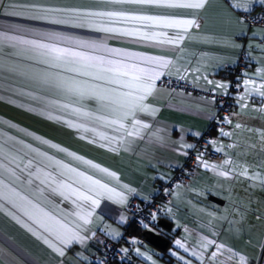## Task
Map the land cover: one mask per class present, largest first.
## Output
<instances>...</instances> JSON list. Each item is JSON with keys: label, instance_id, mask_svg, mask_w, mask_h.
I'll return each mask as SVG.
<instances>
[{"label": "crops", "instance_id": "crops-1", "mask_svg": "<svg viewBox=\"0 0 264 264\" xmlns=\"http://www.w3.org/2000/svg\"><path fill=\"white\" fill-rule=\"evenodd\" d=\"M32 3L49 6H93L92 0H0V25L15 24L22 28L49 27L42 21L7 15L8 12L14 10L13 6L18 9ZM263 6L255 3L250 6L248 12H244L240 8L232 9L230 0H208L206 6L195 13L198 26H193L189 30L179 48L132 37H109L104 41L109 48L119 49L134 56L164 57L170 60L172 63L165 71L170 72L171 75H164L160 80L165 77L180 79L179 76L183 75L182 80L201 88H210L215 94L230 93L235 101V107L227 116L231 122L225 123L223 127L218 128L215 125L218 108L214 97L173 89L158 80L157 86L160 91L149 97L147 101L157 109L155 116L142 117L150 125L149 129L144 132V138L137 139L131 151L123 148L111 151L108 147H101L99 140L96 143L89 142L92 139L91 133H85L63 122L48 119L46 115L41 114L39 105L34 104L31 111L27 106L20 107L22 98L13 96L6 90L9 85L23 86L20 78L14 77L7 81H0L3 85L0 87V125L10 122L15 124L16 128L6 127L2 130L47 152L49 156L92 175L102 183L116 188L117 191L121 190L120 185L122 184L136 189V193L129 195L128 203L133 197L141 201L155 197L162 185L170 179L174 170L184 163L187 154L195 150L199 140L216 126L209 141H215V144L210 143L213 150L216 147L223 148V151L218 152L222 159L221 162L205 161L210 164H222L225 159L232 161L231 164L221 169L228 171L229 174L219 176L216 172L201 165L192 182L180 187L175 185L171 191L170 201L164 206L163 215L171 223L169 234L174 236V241L180 239L187 247L194 248L197 245V236L207 237L244 255L247 264H250L255 260H249L250 252L247 247L241 245L240 240V235H244L243 231L248 230L247 221H234L233 209L237 208L242 211L245 205L241 206L238 201L260 193V180H252L240 175L243 168H248L249 176L255 173L264 177V137L261 136V131H264V110H262L264 109V97L256 93L246 95L244 85L245 80L255 81L256 84L264 83L262 79L264 77V26L250 25L244 18V14L257 13ZM146 12L148 14H174L189 18L193 15L192 10L147 9ZM71 31L86 36L103 35L82 29ZM242 53L246 56L245 67L235 75L236 79L234 77L232 79L229 73L237 67ZM258 69L261 70L259 74ZM5 75L11 76L7 73ZM234 79L239 83V90L230 92V85ZM217 82L227 84V90L217 88ZM241 96L244 99H240ZM65 118L70 119L71 117ZM31 120L37 121L34 124ZM37 123L49 132L45 131L48 133V138L35 132L38 128ZM237 124L240 125L239 128L236 127ZM48 127L56 129L60 137L63 135L65 140L51 136L52 132L50 133ZM156 129H160L158 135L165 137L166 143L149 139V133ZM21 130L31 135H24ZM98 130L110 136L119 135L111 128H99ZM221 130L228 132L229 135H221ZM194 133H199V135H194ZM82 136L85 138L82 139ZM36 137L49 141V144L42 145ZM57 140L62 144L56 142ZM172 141H183L193 147L179 148V144H173ZM52 144L59 145L68 152H73L107 168L116 173V177H108L82 162L75 161L66 152L52 148ZM249 190L252 194H249ZM212 197L218 202L212 201ZM227 198H230V202ZM52 199L59 202L62 209L68 207L66 203L61 202L59 196L52 197ZM99 199L100 206L95 209L92 225L95 236L83 245H72L64 257L59 256L43 242L40 236H47L43 229H40L38 225H32L27 217L16 212L10 205H5L4 209L0 210V264H87L102 252L103 237L119 241L128 225L125 213L127 203L125 205L115 204L105 196ZM227 203L229 212L225 207ZM9 211L15 212L22 221L35 228L37 234L34 235L23 227L22 223L13 219L8 214ZM121 215L126 218L123 222L120 220ZM113 230L119 232L120 235L107 234ZM124 244L126 243L118 245V256L123 259L124 264H152V261L156 264H180V260L177 256L171 255L170 250L190 259L192 264H200L195 257L177 248L174 242L171 248H166L165 259L171 258L170 262L162 257L165 250L155 251L144 244L136 243L135 246ZM122 249H128V252L125 253L121 251ZM137 249L146 255H151L152 261L137 255ZM214 250L210 247L205 253V264H208L207 256ZM77 253L82 255L77 256Z\"/></svg>", "mask_w": 264, "mask_h": 264}, {"label": "snow or ice", "instance_id": "snow-or-ice-1", "mask_svg": "<svg viewBox=\"0 0 264 264\" xmlns=\"http://www.w3.org/2000/svg\"><path fill=\"white\" fill-rule=\"evenodd\" d=\"M207 2L92 0V7L49 6L40 3L27 4L18 9L13 6L14 10L7 15L42 21L49 27L0 25V81L20 78L23 86L9 85L6 89L13 96L22 98L20 107L27 106L31 111L34 104L39 105L41 114L48 119L91 133L92 139L89 142L96 143L99 140L101 147H108L111 151L121 148L131 151L137 139H143L145 130L150 127L142 117L155 116L157 109L147 101L160 91L157 81L164 75H171L165 70L172 62L164 57L134 56L109 48L104 41L109 37H132L179 48L189 30L198 26L195 13L203 9ZM255 3L264 5V0H230V7L248 12ZM147 9L192 10L193 15L189 18L174 14H148ZM73 29L103 35L86 36L71 31ZM260 71L257 70L258 74ZM179 78L184 79V76L180 75ZM244 85L246 95L256 93L264 97V83L245 80ZM0 87L3 85L0 84ZM216 87L227 90V84L220 82L216 83ZM224 122L231 121L225 117ZM6 127L15 129L16 125L10 122L0 125V210L10 205L16 212L27 217L32 225H38L47 233V236L41 235L40 238L59 256L64 257L72 245H83L95 236L92 225L95 209L100 206L99 197L105 196L115 204L125 205L129 195L136 193V189L126 184L120 185L121 190L117 191L92 175L9 135L2 130ZM99 128H111L119 135L110 136L99 131ZM21 131L24 135H31ZM159 131L156 129L149 133V139L166 143V138L158 135ZM194 135L198 136L199 133ZM221 135L228 136L229 133L221 130ZM261 136L264 137V131H261ZM36 140L42 145L49 144V141L40 137H36ZM172 143H178L179 148L193 147L183 141ZM209 143L215 144V141ZM51 147L66 152L75 161L108 177H116V173L68 152L59 145L52 144ZM215 151L221 152L223 148L216 147ZM197 160L219 176H227L229 172L221 169L232 163L225 159L222 164H210L202 159V154L197 156ZM239 174L264 184V177L255 173L249 176L247 167ZM55 196H59L68 207L62 209L60 203L52 199ZM8 214L28 231L37 234V230L22 221L15 212L9 211ZM151 216L155 220L157 213L153 212ZM125 219L121 215V222ZM107 234L120 235L114 230ZM132 242L135 243V240ZM174 244L195 257L200 264H205V253L210 247L215 250L207 256L208 264H247L244 255L207 237L197 236L194 248L187 247L180 239L175 240ZM121 251L127 253L128 249ZM136 252L152 261L151 255L139 249ZM170 252L183 264H192L190 259L176 251ZM81 255L77 253V256ZM152 264L156 262L152 261Z\"/></svg>", "mask_w": 264, "mask_h": 264}, {"label": "built area", "instance_id": "built-area-1", "mask_svg": "<svg viewBox=\"0 0 264 264\" xmlns=\"http://www.w3.org/2000/svg\"><path fill=\"white\" fill-rule=\"evenodd\" d=\"M245 20L250 25H261L264 26V6L261 10L256 13L244 14ZM245 54H241L239 57V62L236 68H234V73L237 74L245 67ZM235 78V77H234ZM236 79V78H235ZM232 80L230 85V92L239 90V83L237 80ZM160 82L170 88L190 92L197 95H208L214 97L217 107L219 110L218 113V122L216 126H222L224 123V118L227 116L232 108L234 107L233 98L228 94H215L210 88H201L193 83L182 79L175 78H162ZM209 134H206L205 137L201 138L198 142L195 150L187 154L186 160L184 163L176 169V172L171 176V178L162 185L158 194L151 198L150 200L141 201L133 197L129 200L125 207V213L127 222L130 225H133L142 230H154L158 226V221L161 219V216L164 213L162 208L163 203H167L171 198V190L175 183L181 182L186 184L190 181L191 176L197 173L200 163L197 160V156L202 154V158H207L215 162H221L222 157L215 150L207 147ZM165 189L168 191L166 192ZM156 212V219L153 220L151 213ZM143 222V223H141ZM148 227H144V225ZM124 239L114 242L113 240L103 237L101 241L102 252L95 258H92L87 264H114L113 257L119 255L118 245L121 243H126L128 245H133L132 235L126 233L123 235Z\"/></svg>", "mask_w": 264, "mask_h": 264}, {"label": "rangeland", "instance_id": "rangeland-1", "mask_svg": "<svg viewBox=\"0 0 264 264\" xmlns=\"http://www.w3.org/2000/svg\"><path fill=\"white\" fill-rule=\"evenodd\" d=\"M35 121L37 120H31V122L34 124H35ZM37 125H38V128L35 129V132L42 137L48 138L47 136L49 132L44 130L40 123H37ZM48 129L50 133L52 132L51 136H55V138H58L59 140H62V139L65 140L63 138V135L62 137H60L61 135L58 133L56 129L51 128V127H48ZM45 131L48 133H46ZM56 142L62 144L61 141L57 140ZM259 184H260L259 186L260 193H258V195L253 196V194L251 193V190H249V194H252V196L246 197L245 200L239 199L240 201L238 202L240 203V205L241 206L245 205V208L242 211H239L237 208L233 209L234 210V214H233L234 221L235 220L241 221V222L247 221L246 227L248 228V230L243 231L244 235L242 234L240 235V240H241V245H244L245 247H247L248 251L250 252L251 257H249V260H255V261H251L250 264H264V186H262L261 182H259ZM178 186L180 187L181 185H178ZM227 200L230 202V198H227ZM225 207H227V211L229 212L228 203L226 204ZM243 236H244V239H242ZM132 238L135 240V244L136 243L144 244L145 246H149L155 251H160L159 249L146 243L144 239H141L133 235H132ZM122 239H124L123 236L119 240H122ZM113 241L117 242L116 240H113ZM180 264H183V261H180Z\"/></svg>", "mask_w": 264, "mask_h": 264}, {"label": "trees", "instance_id": "trees-1", "mask_svg": "<svg viewBox=\"0 0 264 264\" xmlns=\"http://www.w3.org/2000/svg\"><path fill=\"white\" fill-rule=\"evenodd\" d=\"M258 13V12H257ZM253 14H256V13H253ZM230 77L233 79V77H235V73H234V70H232L230 73ZM233 102H234V107H235V101H234V99H233ZM234 107L232 108V110L234 109ZM218 108V107H217ZM232 110L230 111V113L232 112ZM218 113H219V110H218ZM230 113L227 115V116H229L230 115ZM227 116H225V117H227ZM216 122H218V115H217V121ZM216 125V124H215ZM225 125V122L223 123V125L222 126H217L218 128L219 127H223ZM213 129V130H212ZM212 129H210V132L208 131L207 132V134H209V135H212L213 134V132L215 131V129H216V126H214V128H212ZM206 136V134L203 136V137H205ZM210 137V136H209ZM209 137L207 138V140H208V145H207V147H209V148H211L212 149V147L210 146V143H209ZM203 160H210V159H207V158H202ZM212 161V160H211ZM202 165V164H201ZM201 165H200V167H201ZM200 167L198 168V170L200 169ZM178 169V168H177ZM197 170V171H198ZM176 172V169L174 170V172H173V174ZM172 174V175H173ZM196 175V174H195ZM195 175H193V176H191V178H190V181L188 182V183H186V184H183V183H181V182H178V183H175L174 184V186H173V188L175 187V185H188L190 182H192V179H193V177L195 176ZM171 178V177H170ZM167 182V181H166ZM165 182V183H166ZM172 188V189H173ZM172 191V190H171ZM165 204L166 203H163L162 204V208H163V210H164V206H165ZM161 218H165L164 217V215H162L161 216ZM157 229H156V231L157 232H160L163 236H165V237H167L168 239H169V245H168V247H167V249L168 248H171L172 246H173V242H174V236H172L171 234H169V231H167V230H164V229H162V228H159L158 226L156 227ZM142 232H143V230L142 229H139V228H137V227H135V226H133V225H130V224H128L127 226H126V228H125V231H124V234L123 235H125L126 233H129V234H131V235H133V236H136V237H139V238H141V239H144L143 237H142ZM183 253V252H182ZM165 254H167V251L165 250L164 252H163V255H162V257H163V259H165ZM123 259L122 258H120L119 256H114L113 257V262H114V264H124V261H122ZM165 260H167V261H171V258L170 259H165Z\"/></svg>", "mask_w": 264, "mask_h": 264}, {"label": "water", "instance_id": "water-1", "mask_svg": "<svg viewBox=\"0 0 264 264\" xmlns=\"http://www.w3.org/2000/svg\"><path fill=\"white\" fill-rule=\"evenodd\" d=\"M211 200L218 202L217 199L213 197L211 198ZM158 227L170 231L171 223L167 219L161 218L158 221ZM141 235L146 243L161 251L166 250V248L169 245V239L163 236L160 232L149 229V230H143Z\"/></svg>", "mask_w": 264, "mask_h": 264}]
</instances>
